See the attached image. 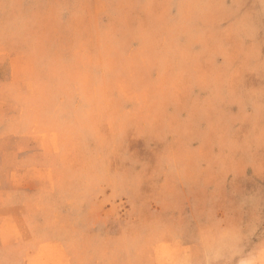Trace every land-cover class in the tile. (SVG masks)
<instances>
[{
    "label": "rangeland",
    "instance_id": "1",
    "mask_svg": "<svg viewBox=\"0 0 264 264\" xmlns=\"http://www.w3.org/2000/svg\"><path fill=\"white\" fill-rule=\"evenodd\" d=\"M194 8L190 0H0V264H190L230 228L213 216L191 234L178 217L146 221L139 202L63 191L87 180L96 148L89 112L139 109L162 122L168 142L215 141L217 153L230 136L260 135L258 114L242 126L225 120L217 137L209 99L226 95L232 72L250 55L259 64L264 49L253 52L252 41L236 37L197 42L185 27ZM189 46L198 60L182 55ZM213 52L214 88L190 79L209 69ZM245 81L262 82L258 74ZM133 149L151 155L144 141ZM253 196L264 208L258 187ZM38 203L51 207L38 212Z\"/></svg>",
    "mask_w": 264,
    "mask_h": 264
},
{
    "label": "clouds",
    "instance_id": "2",
    "mask_svg": "<svg viewBox=\"0 0 264 264\" xmlns=\"http://www.w3.org/2000/svg\"><path fill=\"white\" fill-rule=\"evenodd\" d=\"M190 3L195 8L190 9L185 27L197 42L236 37L252 41L253 52L264 49V38L258 40L264 34V0ZM182 55L192 61L198 60L201 53L189 46ZM206 63L209 69L190 72V79H199L214 88V52ZM248 74L259 75V87L247 86ZM230 79L232 88L226 95L220 97L214 92L209 99L218 115L217 137L224 135L225 120L242 126L254 121L258 114L264 118V58L257 64L254 56L246 57ZM192 87L188 85L189 91ZM233 106L238 109L235 114L230 112ZM161 125L157 117L139 109L119 114L89 112L85 127L95 131L96 148L88 165L87 180L82 189L68 186L63 191L85 198L107 194L122 203L130 202L133 207L139 202L147 209L146 221L159 225L178 217L191 234L200 231L209 217L228 218L231 226L220 235L219 242L207 244L203 252L197 249V258L190 264H264V208L254 207L253 196L257 187L264 193V129L258 137L230 136L226 149L217 153L215 141L194 146L191 140L178 135L168 142L158 132ZM139 141H144L151 155L133 149ZM50 207L38 203L36 210L47 213Z\"/></svg>",
    "mask_w": 264,
    "mask_h": 264
}]
</instances>
